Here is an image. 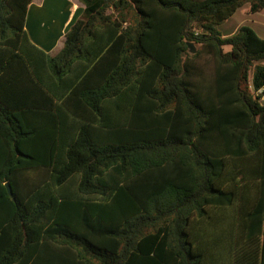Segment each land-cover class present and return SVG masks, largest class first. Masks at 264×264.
I'll list each match as a JSON object with an SVG mask.
<instances>
[{"label": "trees", "instance_id": "16d2710c", "mask_svg": "<svg viewBox=\"0 0 264 264\" xmlns=\"http://www.w3.org/2000/svg\"><path fill=\"white\" fill-rule=\"evenodd\" d=\"M31 1L0 0V264H264V39L218 29L264 0H78L54 54Z\"/></svg>", "mask_w": 264, "mask_h": 264}, {"label": "crops", "instance_id": "0c3cea01", "mask_svg": "<svg viewBox=\"0 0 264 264\" xmlns=\"http://www.w3.org/2000/svg\"><path fill=\"white\" fill-rule=\"evenodd\" d=\"M239 10L241 11V9ZM81 11L82 4L78 0H32L26 9L24 28L34 44L49 54H54L61 48L64 33L70 24L80 17ZM63 12H65V16L62 18L61 13ZM263 12L264 10L250 14L241 12L244 19L236 27L226 28L223 35L227 36L239 26L245 25L264 39Z\"/></svg>", "mask_w": 264, "mask_h": 264}, {"label": "rangeland", "instance_id": "374dc122", "mask_svg": "<svg viewBox=\"0 0 264 264\" xmlns=\"http://www.w3.org/2000/svg\"><path fill=\"white\" fill-rule=\"evenodd\" d=\"M264 13V12H263ZM60 14V13H59ZM65 16V12L61 13V17L63 18ZM244 19L243 14L241 13V11L239 9H237L232 18L227 20L226 22H224L223 24H221L220 26H218L219 31L224 34L226 31V28L228 27H236L242 20ZM61 44V43H60ZM59 44V45H60ZM195 47V45H193ZM41 48V47H40Z\"/></svg>", "mask_w": 264, "mask_h": 264}, {"label": "water", "instance_id": "95a60500", "mask_svg": "<svg viewBox=\"0 0 264 264\" xmlns=\"http://www.w3.org/2000/svg\"><path fill=\"white\" fill-rule=\"evenodd\" d=\"M187 46L189 47V52H190V53L195 52V48H194V46H193L192 43L187 42ZM4 185H5V188H6L7 193H8L9 195H11V188H10L9 183H8V182H5Z\"/></svg>", "mask_w": 264, "mask_h": 264}]
</instances>
